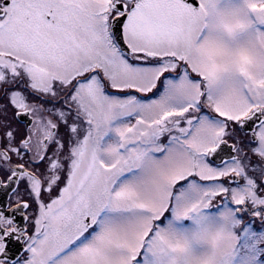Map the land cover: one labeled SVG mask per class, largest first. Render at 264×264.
Wrapping results in <instances>:
<instances>
[{
    "label": "snow or ice",
    "instance_id": "1",
    "mask_svg": "<svg viewBox=\"0 0 264 264\" xmlns=\"http://www.w3.org/2000/svg\"><path fill=\"white\" fill-rule=\"evenodd\" d=\"M0 264H264V0H0Z\"/></svg>",
    "mask_w": 264,
    "mask_h": 264
}]
</instances>
